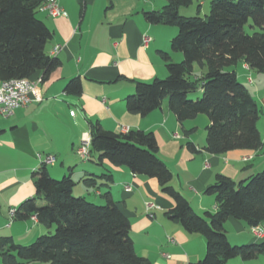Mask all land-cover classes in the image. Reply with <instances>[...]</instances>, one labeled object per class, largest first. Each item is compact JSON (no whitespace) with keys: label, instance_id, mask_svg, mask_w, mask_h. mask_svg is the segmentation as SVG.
I'll return each mask as SVG.
<instances>
[{"label":"trees","instance_id":"trees-1","mask_svg":"<svg viewBox=\"0 0 264 264\" xmlns=\"http://www.w3.org/2000/svg\"><path fill=\"white\" fill-rule=\"evenodd\" d=\"M44 1L0 0V82L38 77L43 82L60 66L56 57L45 52L52 32L37 17ZM209 1V13L203 18L179 15V8L192 0H165L161 10L143 13L150 25L177 28L170 48L182 60L174 63L168 53H160L165 78L135 82L134 92L125 98V108L144 118L166 100L182 126L200 115L207 118V153L222 156L232 151H257L264 145L257 128L262 111L231 69L243 62L250 70L264 74V0ZM249 21L252 34L244 30ZM195 64L206 68L200 78H192ZM64 90L79 95L80 79L69 80ZM197 90L201 95L189 99L188 94ZM193 131H187L186 136ZM89 135V155L95 153L99 165L106 161L134 176L155 179L160 192L174 202L167 217L188 234L204 237L203 258L190 264H226L235 258L252 261L264 257V240L231 245L224 228L229 218L250 228L264 223V170L238 182L217 175L204 190L215 198L216 210L200 216L171 185L172 173L157 156L152 132H110L94 123ZM187 148L196 152L193 143ZM33 177L35 196L21 203L13 216L17 220L33 216L47 233L25 246L11 237H1V264H151L136 253L130 222L109 194H105L102 205L76 197L70 176L53 179L43 165ZM99 178L110 180L111 176L102 174ZM94 181L84 180L90 186Z\"/></svg>","mask_w":264,"mask_h":264},{"label":"crops","instance_id":"crops-1","mask_svg":"<svg viewBox=\"0 0 264 264\" xmlns=\"http://www.w3.org/2000/svg\"><path fill=\"white\" fill-rule=\"evenodd\" d=\"M57 2L65 16L54 18L39 10L37 17L52 32L46 54L60 47L56 55L60 66L39 86V101L18 108L9 118L0 117V238L11 237L25 246L47 233L37 221L14 219L10 211L15 213L21 203L35 196L33 174L42 165L39 156H51L54 162L43 165L48 175L57 180L70 176L75 183L74 196L102 205L105 194H109L118 204L130 222V238L139 256L151 264L197 262L204 256L205 239L188 234L167 217L174 202L160 192L157 181L134 176L126 168L113 167L106 161L99 165L95 153L81 159L77 154L81 140H90L94 123L110 132H121L122 128L152 132L157 156L172 173L171 185L200 216L216 210L215 198L204 194V190L217 175L238 182L264 170V145L257 151L211 155L204 150L205 116L182 126L166 100L144 118L126 111L124 101L134 92L135 82L166 76L160 53H168L172 62L182 59L170 48L177 30L150 25L143 17L144 12L161 10L157 5H164L162 0L158 4L157 0ZM144 36L151 39L147 46L142 45ZM231 70L241 83L249 85L250 90L245 86L262 111L257 128L264 144V79L243 62ZM73 78L81 81L79 95L64 90ZM199 122L204 123L200 136ZM191 129L193 133L186 136ZM188 143L195 145V153L188 150ZM102 174L111 179L99 178ZM85 179H94V184L86 185ZM127 186L130 191L125 190ZM147 205H151L149 210ZM259 227L262 237L254 236L242 221L229 218L224 224L231 245L261 242L264 223ZM226 264H264V257L252 261L235 258Z\"/></svg>","mask_w":264,"mask_h":264},{"label":"built area","instance_id":"built-area-1","mask_svg":"<svg viewBox=\"0 0 264 264\" xmlns=\"http://www.w3.org/2000/svg\"><path fill=\"white\" fill-rule=\"evenodd\" d=\"M40 10L46 12L51 17H59L65 16L64 11L58 5L57 0H45L41 5ZM150 38L144 36L142 38V45L147 46L150 42ZM60 47H54L49 56L56 57ZM42 84L41 77H38L34 80L28 79H16L9 81L0 82V117L9 118L13 115V113L21 107H25L34 101H39L40 98L36 97L37 90L39 86ZM126 128H122L121 132H126ZM89 146L90 140L83 139L81 140V144L77 149L78 156L86 160L89 156ZM40 163L42 165L52 164L54 162V158L51 156H39ZM126 191H130V187H125ZM151 205H147V210H149ZM14 211H10V216L13 217ZM32 221H36L32 216L30 218ZM252 233L256 237H262L263 232L259 226L251 228Z\"/></svg>","mask_w":264,"mask_h":264},{"label":"rangeland","instance_id":"rangeland-1","mask_svg":"<svg viewBox=\"0 0 264 264\" xmlns=\"http://www.w3.org/2000/svg\"><path fill=\"white\" fill-rule=\"evenodd\" d=\"M154 1H156V0H154ZM162 1L164 2L163 4L165 5V0H162ZM158 2H160V0H157V4H158ZM209 3H210L209 0H192L191 4H189L187 6H181L179 8V15L185 16V17L199 16V17L203 18L204 16L208 15V13H209ZM200 4H201V6L198 7V5H200ZM164 5H157L158 6L157 8H162ZM251 24H252V21H249V23L244 27V30L248 34H252V31H253V30H250V27H249V25H251ZM175 29L177 30V28H175ZM181 60L182 59H180V61ZM180 61H175V62L173 61V62L177 63ZM205 72H206L205 67L201 69L197 64H195L193 66L192 78H200L201 76H203V74H205ZM257 75H259L261 78L264 79V74L259 73ZM163 78H165V77H162L161 79L163 80ZM245 85L248 86V89L250 90L249 85H247V84H245ZM200 95H201V92L199 93V90H197L195 92L189 93L188 98L191 100H195ZM198 127H199L198 128V130H199L198 136H200L204 130V123L199 122ZM61 178L62 177H60L58 180H61ZM39 204H42V202H40ZM51 232H53V229L51 230Z\"/></svg>","mask_w":264,"mask_h":264}]
</instances>
